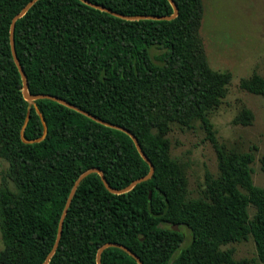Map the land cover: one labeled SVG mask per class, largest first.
Masks as SVG:
<instances>
[{
  "label": "trees",
  "instance_id": "16d2710c",
  "mask_svg": "<svg viewBox=\"0 0 264 264\" xmlns=\"http://www.w3.org/2000/svg\"><path fill=\"white\" fill-rule=\"evenodd\" d=\"M32 0H0V264H43L52 251L68 197L79 177L100 169L113 189L145 177L149 165L133 140L50 99L28 102L14 61L13 19ZM123 17H169V0H88ZM173 20H127L81 0H39L16 22L15 45L31 95H50L132 132L155 167L124 194L98 174L79 185L49 264H97L107 243L129 248L144 264H264V188L255 185V156L217 142L210 112L228 94L230 72L211 68L201 38L202 0H173ZM240 87L264 99V77ZM48 134L42 142L25 144ZM251 111L237 120L249 125ZM199 121L218 157L200 199H188L185 170L170 155L173 125ZM264 172V155L261 158ZM152 193L151 198H149ZM250 207L255 208L251 217ZM178 227V230L175 229ZM192 236L190 244L184 229ZM252 238L257 258L237 260L223 247ZM102 264H138L107 248Z\"/></svg>",
  "mask_w": 264,
  "mask_h": 264
},
{
  "label": "rangeland",
  "instance_id": "374dc122",
  "mask_svg": "<svg viewBox=\"0 0 264 264\" xmlns=\"http://www.w3.org/2000/svg\"><path fill=\"white\" fill-rule=\"evenodd\" d=\"M203 19L201 38L211 68L230 72L232 82L222 104L210 112V120L217 142L227 150L251 152L255 161L251 165L255 185L264 188L261 158L264 155V99L244 91L240 80L257 74L264 77V0H202ZM245 110L251 111L249 125L237 120ZM170 155L185 170L188 181V199H200L206 188L207 173L219 175L216 149L199 121L191 129L173 125L168 135ZM8 164L0 159L1 171ZM251 217L255 208L250 207ZM190 244L192 236L184 229ZM254 240L233 243L223 247L233 249L237 260L257 258ZM3 249L0 231V250Z\"/></svg>",
  "mask_w": 264,
  "mask_h": 264
},
{
  "label": "water",
  "instance_id": "95a60500",
  "mask_svg": "<svg viewBox=\"0 0 264 264\" xmlns=\"http://www.w3.org/2000/svg\"><path fill=\"white\" fill-rule=\"evenodd\" d=\"M38 1H39V0H32L31 2H29V3L23 8V10L21 11V13H19V14L13 19L14 21H12V24H11V30H10V40H11L12 54H13V57H14V61H15L16 65H17V67H18V69H19V71H20V73H21V76H22V80H23V93H24V97H25V99H26L28 102H31V103L34 102V101H37V100H41V99H50V100L56 101V102H58V103H60V104H63V105H65V106H67V107H69V108H71V109H73V110H75V111H77V112H79V113H81V114H83V115L89 117L90 119H92V120H94V121H96V122H98V123H100V124H103V125H105V126H107V127L113 128V129L120 130V131H122V133H123V132L126 133V134H127L128 136H130V138L133 140V142H134V144H135V146H136V148H137V150H138L140 156L142 157V159H143V160L149 165V167H150V171H149V173H148L145 177L140 178V179L134 181V182L131 183L128 187H126V188H124V189H120V190H118V189H113V188L109 185V183L107 182V179H106L104 173H103L100 169L93 168V169H90V170H88V171H86V172L84 171V173H83V174L79 177V179L76 181V183H75V185H74V187H73V189H72V191H71V193H70V195H69V197H68V200H67V203H66L65 209H64V211H63V214H62L61 219H60V222H59L58 233H57L56 241H54V242H55L54 247H53L52 251L50 252V254L48 255L46 261L43 263V264H49L50 259L54 256V254L56 253V251H57V249H58V247H59V244H60L59 241H61L62 234H63V227H64L65 218H66V216H67V214H68L69 208H70L71 203H72V200H73V198H74V195H75V193H76V191H77L79 185L81 184V182H82L86 177H88V176H90V175H92V174H98V175L101 177V179H102V181H103V183H104V186L106 187V189H107L110 193L120 195V194H124V193H127V192L131 191V190H132L135 186H137L138 184L150 180V179L153 177L154 173H155V167H154V165L152 164V162L149 160V158L146 156V154L143 152V149H142V147H141V145H140V143H139L137 137H136L132 132H130L129 130H127V129H125V128L122 129V127H120V126H116V125L111 124V123H108V122H106V121H104V120H102V119H99V118H97L96 116H94V115H92V114H90V113H88V112H86V111H84V110H81V109L77 108L76 106H74V105H72V104H70V103H67V102H65V101H63V100H60V99H58V98H56V97H53V96H50V95H36V96H33V95H31V94L29 93V91H28V88H29V87H28L27 76H26V74H25V72H24V70H23V67H22V65H21V63H20V61H19V59L17 58L18 55H17L16 45H15V27H16V22H17L19 19H21L23 16H25V15L28 13V11H29V10H30V9H31V8H32V7L38 2ZM81 1H82L83 3L89 5V6H92V7L96 8V9H100V10H103V11H107V12H109V13L115 15V16H119V17L124 18V19H127V20H141V19H142V20H147V19H150V20H151V19H152V20H173V19H175V18L178 16V14H179V9H178L177 5L173 2V0H169V1L172 3V5H173V7H174V14H173L172 16H169V17H148V16H140V17H123V16L118 15V14H116V13H113L112 11H109V10H107V9H105V8H102V7H99V6H97V5H94V4H92L91 2H89L88 0H81ZM37 111H38V113H39V115H40V118H41V121H42V124H43V129H44V130H43V135H42L41 138H39V139H35V140H28V139H26V137H25V130H26L27 125H28V123H29V121H30V112H31V110H29L28 115H27L26 120H25V124H24V126H23L22 131H21V139H22V141H23L25 144H35V143L42 142L43 140H45V138H46V136H47V134H48V132H49V131H48V125H47V123H46V120H45L43 114L39 111V109H37ZM151 195H152V193H150L149 198H151ZM175 229L178 230V227L175 226ZM111 247L119 248V249L125 251V252H126L127 254H129L132 258H134L138 264H144V263L142 262V260H141V259H140V258L134 253V252H132L129 248H127V247H125V246H123V245H121V244H117V243H107V244H105L104 246H102V247L99 249V251H98V253H97V264H102V263H101V256H102V253H103L107 248H111Z\"/></svg>",
  "mask_w": 264,
  "mask_h": 264
}]
</instances>
